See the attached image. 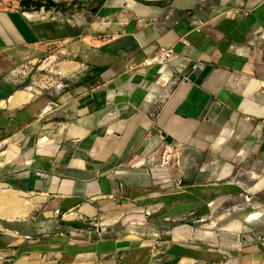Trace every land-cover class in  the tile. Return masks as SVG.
Masks as SVG:
<instances>
[{
	"label": "crops",
	"instance_id": "obj_1",
	"mask_svg": "<svg viewBox=\"0 0 264 264\" xmlns=\"http://www.w3.org/2000/svg\"><path fill=\"white\" fill-rule=\"evenodd\" d=\"M51 1L0 0V185L91 223L0 230V264H264V0ZM46 53L75 73L48 101L14 74ZM133 206L169 237L70 238Z\"/></svg>",
	"mask_w": 264,
	"mask_h": 264
},
{
	"label": "rangeland",
	"instance_id": "obj_2",
	"mask_svg": "<svg viewBox=\"0 0 264 264\" xmlns=\"http://www.w3.org/2000/svg\"><path fill=\"white\" fill-rule=\"evenodd\" d=\"M68 62L73 61L65 56L52 58L49 53H46L45 56L38 59V61L34 64H28L27 62L20 63V66L22 67L19 66L17 72L14 74L21 77H19L21 82L17 83L16 86L21 90L33 92V95L37 96L39 99L43 98L48 101L51 95L53 97L56 96L57 89L58 92H61L65 83L70 81L72 76L75 75L74 72H68L65 68H63L64 66L67 67V65L70 64ZM8 143L4 141V138H0V162L12 154V151L9 149L11 147L8 146ZM0 193H11L14 196L16 195L15 199L18 202V206L16 205L17 207H15L12 205L11 207H15L12 209H19L21 207L20 211L27 212L25 215L19 217L18 220H15L13 224L9 225L7 224V221H3L2 218H0V230L9 229V227H13L17 225V223H22L24 221H32L31 218L37 219V223H41L43 225L30 227L26 224H22L21 229L23 231H29V228H33L35 231L47 230L54 225L57 226V228H62V221H67L64 215L50 220L49 218L46 219L44 215L48 216L47 211L43 209L42 204L35 203V196L33 195L17 192L4 185H0ZM145 211L146 210L141 212L137 206H133L129 208V212L127 214L119 216L110 215L103 219H99L97 217L95 220H92V225L95 224V226H93V230H91L90 233L81 234L76 231H71V235L73 237L70 236V238L81 240L82 238L88 236H112L128 239H145L146 237H152L153 234L166 238L169 237V234H166V232L169 233L170 231L169 227L166 228V225L162 224L156 217L151 215L147 216ZM68 221L70 220L68 219ZM82 222L91 223V221L88 220H83ZM222 224V222L218 221L217 225L213 227V231L216 232V230H220V225ZM191 226L193 227L194 225ZM196 227L202 232V235L204 236L203 239L208 242L211 236L209 235V232L211 233L210 220L207 219L204 222L197 223ZM162 230L164 232H162Z\"/></svg>",
	"mask_w": 264,
	"mask_h": 264
},
{
	"label": "built area",
	"instance_id": "obj_3",
	"mask_svg": "<svg viewBox=\"0 0 264 264\" xmlns=\"http://www.w3.org/2000/svg\"><path fill=\"white\" fill-rule=\"evenodd\" d=\"M172 57L170 49H159L152 57L145 60V65L160 64L164 65ZM182 155V147L173 143H164V149L161 154L160 166L170 167L177 163ZM145 214L150 216V211L145 209ZM144 212V210L142 211Z\"/></svg>",
	"mask_w": 264,
	"mask_h": 264
},
{
	"label": "bare ground",
	"instance_id": "obj_4",
	"mask_svg": "<svg viewBox=\"0 0 264 264\" xmlns=\"http://www.w3.org/2000/svg\"><path fill=\"white\" fill-rule=\"evenodd\" d=\"M19 93H21V92H19ZM21 96H22V94H21ZM11 100H13V99H11ZM14 103H15V101H14ZM15 196L11 193H0V218L14 221L15 218L21 217L27 213L26 211H20L21 207L19 209H12V208H15L18 206L17 205L18 202L16 201ZM12 205L15 207H11Z\"/></svg>",
	"mask_w": 264,
	"mask_h": 264
},
{
	"label": "trees",
	"instance_id": "obj_5",
	"mask_svg": "<svg viewBox=\"0 0 264 264\" xmlns=\"http://www.w3.org/2000/svg\"><path fill=\"white\" fill-rule=\"evenodd\" d=\"M45 2L47 4L44 5L42 3V0H21V5L25 6L26 8H30L32 6L34 9H39L42 6H44L45 8H48L50 6H56V4L53 3L51 0H45ZM61 224L70 225V226H73L75 228H83V229H85L87 227V225L85 223H82L79 221H75V222L62 221Z\"/></svg>",
	"mask_w": 264,
	"mask_h": 264
}]
</instances>
